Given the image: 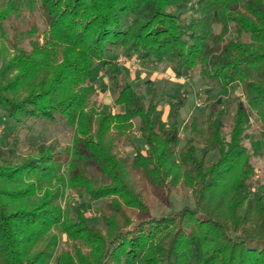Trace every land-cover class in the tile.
<instances>
[{
	"label": "trees",
	"instance_id": "trees-1",
	"mask_svg": "<svg viewBox=\"0 0 264 264\" xmlns=\"http://www.w3.org/2000/svg\"><path fill=\"white\" fill-rule=\"evenodd\" d=\"M123 49L240 88L229 131L210 113L180 148L187 93L166 126L156 91L106 62ZM110 87L117 111L96 99ZM0 111L72 132L17 162L16 143L0 148V264H264V182L245 145L254 118L264 154V0H0ZM179 188L194 205L153 216ZM77 200L99 204V225Z\"/></svg>",
	"mask_w": 264,
	"mask_h": 264
},
{
	"label": "rangeland",
	"instance_id": "rangeland-1",
	"mask_svg": "<svg viewBox=\"0 0 264 264\" xmlns=\"http://www.w3.org/2000/svg\"><path fill=\"white\" fill-rule=\"evenodd\" d=\"M107 61L117 62L118 71L122 72L121 83H131L139 88L148 100L153 91L157 93V99L164 111V121L166 126L173 121V103L181 93H187L185 106L182 108L180 116L181 124V143L180 148L185 146L186 140L191 135L190 124L197 119L198 129H202L209 114L222 113L226 124V132L229 131L232 117L236 108V100L241 95L242 90L237 88L226 96L219 87L208 84L204 81L199 71H195L189 77L176 78L168 63L154 65L141 63L135 57H128L126 51L119 50L117 54H109ZM104 79L103 77L101 78ZM202 98L203 104L198 107L197 100ZM102 110H119L115 106L116 91L113 88L100 89L96 97ZM252 129L249 132L250 138L245 141V145L252 153V163L255 167L257 177L264 182V154L259 153L261 148L260 128L258 122L252 119ZM136 129L132 133L131 140L140 150H144L145 143L142 135ZM72 132L63 128L61 125L39 121L30 122L27 125H17L10 121L4 112L0 111V148L7 150L8 146L16 143L14 149V160L26 159V155L31 150V146L42 143L51 144L58 140L61 144L71 143ZM128 150V149H127ZM131 154V153H130ZM76 198L75 194H73ZM77 199V198H76ZM78 201V200H77ZM80 202V201H78ZM87 213L89 219H95L99 225L97 207L99 204L80 202ZM194 201L190 190L179 188L171 192L169 197L159 200L154 204L153 216L160 217L172 214L186 206H193Z\"/></svg>",
	"mask_w": 264,
	"mask_h": 264
},
{
	"label": "built area",
	"instance_id": "built-area-1",
	"mask_svg": "<svg viewBox=\"0 0 264 264\" xmlns=\"http://www.w3.org/2000/svg\"><path fill=\"white\" fill-rule=\"evenodd\" d=\"M202 104H203L202 98L199 97V99L197 100V104L196 105L198 107H200V106H202Z\"/></svg>",
	"mask_w": 264,
	"mask_h": 264
}]
</instances>
